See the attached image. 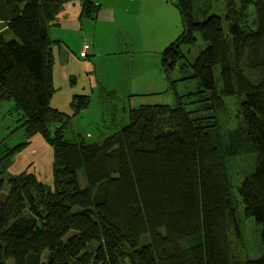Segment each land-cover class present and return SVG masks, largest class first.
Here are the masks:
<instances>
[{
  "label": "trees",
  "instance_id": "trees-1",
  "mask_svg": "<svg viewBox=\"0 0 264 264\" xmlns=\"http://www.w3.org/2000/svg\"><path fill=\"white\" fill-rule=\"evenodd\" d=\"M69 1L0 0L12 34H0V104L20 107L31 122L27 136L44 134L54 175L46 185L32 172L7 174L24 143L0 155V264H234L241 220L227 162L241 151L257 157L238 187L240 203L247 218L264 220V0H224V17L211 13L218 0H199L203 21L197 0H176L183 33L162 55L176 105L122 112L127 124L113 122L111 133L100 126L93 144L51 107L62 42L49 30ZM101 10L98 0H81L83 19L96 21ZM198 36L208 46L191 61L181 47ZM190 81L196 92L180 96L177 83ZM236 94L241 140L226 143L217 112ZM188 96L195 100L187 105ZM103 99L118 101L115 92ZM88 104L75 96L73 116ZM189 172L193 180L184 182ZM167 175L172 185L163 184Z\"/></svg>",
  "mask_w": 264,
  "mask_h": 264
},
{
  "label": "rangeland",
  "instance_id": "rangeland-1",
  "mask_svg": "<svg viewBox=\"0 0 264 264\" xmlns=\"http://www.w3.org/2000/svg\"><path fill=\"white\" fill-rule=\"evenodd\" d=\"M71 1L64 7H68ZM101 1L105 7H110L113 2V0ZM126 1L128 0H120L119 16L116 17L115 22L108 24L103 19L86 21L89 23L86 29L89 30L91 36L98 33L97 41L103 51L99 64H96L98 60L96 56H86V52L81 53L79 58L70 57L67 65L60 61V66L53 68L52 79L56 91L51 100V107L62 114L69 115L71 117L70 126L81 134L88 144L97 142L100 126L102 128L107 126L110 131L108 133H111L113 122L119 127L126 125L127 123L124 124L122 119L123 114L133 109H138L144 104L152 106L165 104L174 107L177 103L176 95L171 91L167 72L162 67L163 53L183 33V21L176 0ZM75 2L81 4V0ZM198 5L199 0L195 7L196 19L203 21L205 18L199 16L200 7ZM225 5L224 0L212 1L211 13L224 17ZM123 18L128 20L120 22ZM127 23L129 27L125 29ZM96 26L98 29L94 30ZM126 30H130L129 37ZM50 33L55 36L57 31L51 27ZM0 34H3L6 39L12 37L4 21H0ZM63 34L70 36L67 33ZM70 40L79 49L78 42L71 36ZM207 46L208 43L198 36L195 45H183L181 50L187 53L189 59L193 61ZM69 53L78 55V52L71 48ZM55 57H57L55 61H59L58 52ZM179 77V73L175 72L171 80H178ZM196 90L197 83L194 81L178 82L176 86V91L180 96L189 92L192 94ZM109 92H115L118 101L104 100L105 93ZM157 94L161 97H155ZM77 95L88 97L89 104L79 116H73L75 110L71 107V103ZM242 99L241 94L224 97L222 107L217 112L222 139L226 143L231 140H241ZM194 100L192 96H188L183 99V103L188 105ZM191 107L187 108L191 109ZM122 112L126 113L122 114ZM30 124L28 117L15 102L0 104V155L24 143V148L20 151L23 159L32 155L30 160L26 159V162H22V171L24 172L23 169H25V171L32 172L38 181L46 185L52 182L51 185H53V151L44 134L27 136L26 128ZM154 125L155 121L149 131V141L155 128ZM238 146L240 147L239 142ZM32 150H34L33 153H31ZM256 157L254 153L241 151L227 162L233 194L238 205L236 212L241 220L239 232L241 238L236 241L234 264H246L251 260L264 257V220L258 222L247 218L238 195V187L252 171ZM17 171L9 170L7 174L22 173V171ZM183 180L184 182L192 181L193 174L186 173ZM162 182L165 186L174 183L168 175L162 178Z\"/></svg>",
  "mask_w": 264,
  "mask_h": 264
},
{
  "label": "crops",
  "instance_id": "crops-1",
  "mask_svg": "<svg viewBox=\"0 0 264 264\" xmlns=\"http://www.w3.org/2000/svg\"><path fill=\"white\" fill-rule=\"evenodd\" d=\"M75 1L76 0L71 1L69 5H67L68 7L66 8L64 7L62 9L61 14L59 15V24L52 26L57 31L56 35L53 36L49 30L50 37L53 40L57 42H62V46H57L55 48V56H56V52L59 53V59H58L59 61H55V66H60L61 62L67 65V61L70 57L79 58V55H81V53L85 54V52H87L85 54L86 56H96L98 59L96 64H99V58L102 56V53H103L101 46L99 45L100 43L97 41L98 33H95L91 36L89 30L87 31L86 27L89 23L86 21H90V20L83 19L81 17V4ZM98 1L102 5V10L99 14L98 20L101 21L103 19L108 24L110 22H115L117 20L116 17L119 16L118 4L120 0H113L114 3L112 2L110 7H105L104 3L101 0H98ZM133 1L134 0H128L126 2H133ZM126 20L128 19L123 18L122 20H120V22L126 21ZM128 27H129L128 23L125 24V29H127ZM97 29L98 28L96 26L94 30H97ZM129 31L130 30H126L128 37L130 36ZM63 33L69 34L74 40H76L78 42V45H80L79 49L75 46L74 42L70 40V36H65ZM67 46L69 47L71 46L70 48L73 51L78 52V55L70 54L69 53L70 48ZM56 58L57 57H55V60ZM33 152L34 150L31 151V153ZM31 155L23 159L21 152L17 153L14 158V163L9 168V170L11 172L14 169L15 171L18 170L17 172L22 171V168H23L22 162L23 161L26 162V159L30 160ZM16 165H19V166H16ZM23 170L25 171V169ZM51 184L52 182H50V185Z\"/></svg>",
  "mask_w": 264,
  "mask_h": 264
}]
</instances>
